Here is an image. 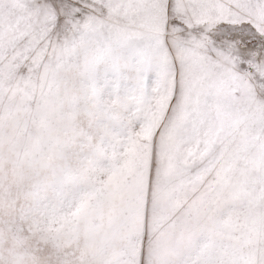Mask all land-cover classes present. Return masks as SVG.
Masks as SVG:
<instances>
[{"label":"rangeland","instance_id":"obj_1","mask_svg":"<svg viewBox=\"0 0 264 264\" xmlns=\"http://www.w3.org/2000/svg\"><path fill=\"white\" fill-rule=\"evenodd\" d=\"M11 10L0 0L3 19ZM79 75L51 52L0 67V264H141L145 252L147 264H168L206 222L218 174L243 195L221 205L239 218L236 255L264 264V109L244 88L229 91L210 163L207 150L176 145L179 123L162 129L163 101L118 136L129 102L114 100L116 120L98 131ZM253 87L264 99V83Z\"/></svg>","mask_w":264,"mask_h":264},{"label":"snow or ice","instance_id":"obj_2","mask_svg":"<svg viewBox=\"0 0 264 264\" xmlns=\"http://www.w3.org/2000/svg\"><path fill=\"white\" fill-rule=\"evenodd\" d=\"M9 3V17L0 14V67H19L47 52L56 66L75 63L81 96L93 93L98 102V131L116 120L114 100L129 102L118 136L163 101L162 129L179 123L176 145L207 150L214 163L213 138L232 85L240 84L264 109L253 87V81L264 83V0ZM198 177V171L190 172L189 183ZM77 179L69 175L70 182ZM211 184L206 222L173 251L168 264H253L236 255L239 218L221 209L229 200H242V193L219 174ZM141 264H147V252Z\"/></svg>","mask_w":264,"mask_h":264}]
</instances>
